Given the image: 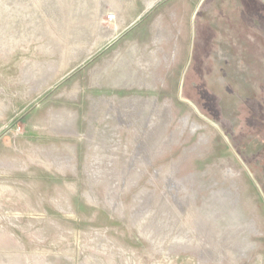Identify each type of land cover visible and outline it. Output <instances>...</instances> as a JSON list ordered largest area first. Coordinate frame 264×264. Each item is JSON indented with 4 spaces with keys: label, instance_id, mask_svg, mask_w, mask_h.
Here are the masks:
<instances>
[{
    "label": "rangeland",
    "instance_id": "obj_1",
    "mask_svg": "<svg viewBox=\"0 0 264 264\" xmlns=\"http://www.w3.org/2000/svg\"><path fill=\"white\" fill-rule=\"evenodd\" d=\"M257 106L264 0H0V264H264Z\"/></svg>",
    "mask_w": 264,
    "mask_h": 264
},
{
    "label": "crops",
    "instance_id": "obj_2",
    "mask_svg": "<svg viewBox=\"0 0 264 264\" xmlns=\"http://www.w3.org/2000/svg\"><path fill=\"white\" fill-rule=\"evenodd\" d=\"M190 5L186 2L185 3V5H184V7H183V16H182V19L180 20V17L178 16L177 17V19H176V22H177V28L179 27V25L184 21V20H186V22L189 20V18L191 17V15H192V13H193V8L191 9L190 7H189ZM116 13H117V15H118V13H119V11H116ZM115 13V14H116ZM117 15H116V20H117ZM188 19V20H187ZM115 20V21H116ZM114 21V22H115ZM175 25H176V23H175ZM123 45V44H122ZM124 47H122V48H116L115 49V58L117 57V55L119 54V56H120V60H122L121 58H124L125 60H127L128 59V55H127V52H128V50H131L132 49V46H131V44L130 45H123ZM123 50H125V52L123 51ZM126 53V54H125ZM129 56H131V54H129ZM127 64V63H126ZM125 64V65H126ZM120 66H121V64H119Z\"/></svg>",
    "mask_w": 264,
    "mask_h": 264
},
{
    "label": "built area",
    "instance_id": "obj_3",
    "mask_svg": "<svg viewBox=\"0 0 264 264\" xmlns=\"http://www.w3.org/2000/svg\"><path fill=\"white\" fill-rule=\"evenodd\" d=\"M106 20L110 23H113L116 20V14L115 12H109L106 14Z\"/></svg>",
    "mask_w": 264,
    "mask_h": 264
},
{
    "label": "flooded vegetation",
    "instance_id": "obj_4",
    "mask_svg": "<svg viewBox=\"0 0 264 264\" xmlns=\"http://www.w3.org/2000/svg\"><path fill=\"white\" fill-rule=\"evenodd\" d=\"M256 113H257V115H260V114L264 113V106H257V109L255 111V114ZM260 120H261V118H260Z\"/></svg>",
    "mask_w": 264,
    "mask_h": 264
}]
</instances>
